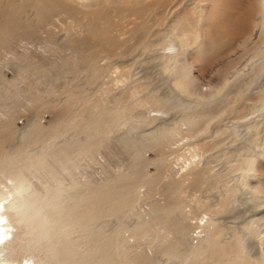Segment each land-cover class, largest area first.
Masks as SVG:
<instances>
[{
    "label": "bare ground",
    "instance_id": "bare-ground-1",
    "mask_svg": "<svg viewBox=\"0 0 264 264\" xmlns=\"http://www.w3.org/2000/svg\"><path fill=\"white\" fill-rule=\"evenodd\" d=\"M43 1L45 0L41 2ZM62 1L71 11L76 13L78 10H83V15L86 16L87 13L95 15L103 8L101 5L112 6L114 3H118L123 7L129 8L134 3H142L145 0ZM158 1L161 6L166 3H168L166 5L169 6L170 3H172V0ZM199 1L202 0H189L191 4H196V2ZM175 9V7L174 10L172 9L173 11L171 14L176 11ZM256 9L258 16L255 18L254 26L255 30L257 29L258 36H261L263 42L259 44L261 40L257 39L251 43L249 42L251 39L248 40L247 36L246 41L244 40L243 43L248 46L250 45L251 53L249 60H247L244 65L245 68H235L231 78L229 77L230 74L227 72L229 75H227L221 83L213 84L204 92L196 89L195 78L191 73L190 66L184 61L186 50L180 38L186 34L177 30V27L180 26L181 23H177V25L171 24L167 29L155 27L158 26L155 24L158 23L160 14L165 8L157 12L156 18L151 24L150 31L153 33L148 32L149 35L138 39V42L132 44L130 47L128 46L121 50H102V48H96L90 51L97 46V39L88 37V35H84L83 32L74 34L66 42L58 46L59 54L53 61L59 63V65L65 62H70L71 64L73 61L83 62L84 65H86V70H82L81 74L86 78L91 77L95 79L100 74L104 77L107 76L110 71L111 73L115 72L116 75L114 78L110 79L115 80V89L109 86L104 89L100 88L102 90H100L98 95L94 98L89 95L82 99L81 103L82 106H84V110L85 104H87V115L84 126L89 134L87 136L88 140L84 145L81 146L80 144H76L78 141L73 142L75 143L74 145H76V147L73 148H75L74 151H77V154L84 152L90 159L96 161L95 154H99L103 148L105 149V146L108 148L109 142H112L117 144V146L108 148L110 155H116V147L125 151L128 150L127 152H130L131 158L129 167L136 171L138 167H147L151 163L150 161H145L143 158H140L142 151L151 148L158 155L170 143L169 136L177 135V133L187 138V143L190 147L189 151H191L190 158L184 157L185 163H188V165H186L188 166L186 172L176 177L174 176L177 172L176 174L169 173L167 181L165 182H160L161 177L159 172L151 181L147 180V182H145V187H147L146 190L149 192V195H147V204L149 208L147 211L145 210L146 214L149 216L147 219L141 218V214L138 215L134 213L137 218V221L134 222V226H129V224H121L120 226H118L119 224L114 225L115 228L111 231L115 232V237L109 238L107 234L106 236L99 237L93 234L89 237L91 242L100 240L101 244H106L103 245L104 254L109 250V246H107L109 243L116 242L119 246L126 247L131 245L130 242H138L140 238L142 239L146 236V238H148V245L150 244V247L151 245H153V247L160 246L161 251L155 255H148L142 248H139V250L135 251L127 260L128 264H158L160 258L167 261L177 260L182 263L187 261L189 264H264V253L261 251V245L263 243L262 238L254 240V243H250L252 245L248 244L250 237H256L257 231L259 230V223L264 220V207H262L264 205V187L260 188L257 184L258 177L262 175L264 171V161L258 157L259 155L257 153L252 154V150L255 146L259 147L261 145L258 143V139L261 138L264 140V132L261 134L259 133L261 131L256 130L258 128L256 126L258 122L255 120L249 121V119L245 120L244 118V120L237 119L230 121L231 125L229 123L228 125L222 123V120L225 118H228L227 121H229L227 115L224 117L229 111L233 112L235 115L246 113L245 108L247 104H250V107H255L253 105L256 104L259 109L262 108L261 110H264V36H262L264 35V0H257ZM165 17L166 15L161 19L164 18V22H167L168 18L165 19ZM92 25L95 26V23ZM153 26L155 28L152 29ZM49 45L53 46L52 44ZM86 51L89 52L87 53ZM29 53V51L24 52L25 58L27 60L34 58L33 63L41 67V63L49 59V56L42 51L38 53L39 55L37 56L33 54L30 56ZM67 53L70 55L65 57ZM102 59H107L108 62L106 61L104 65L99 64V61ZM127 60H132V62L123 64L125 61L127 62ZM119 61L125 66L121 67V65L118 64ZM148 63L152 65L148 67L145 66L144 72L142 71L143 73L140 72V74H138L139 71L135 70L138 67L137 65ZM152 66L157 67V69L152 70ZM111 68H114V70L112 71ZM41 73L42 71H40V74ZM166 77L168 78L166 81L168 86L171 85V92H176L175 97H169L164 91L158 92L159 87L155 83H158V80H163ZM155 80L157 81L153 83ZM112 84L114 85V83ZM149 84H151L152 87H149L150 89L147 90ZM167 84L165 87H167ZM0 95L2 94L0 93ZM183 95L191 96L190 98L192 99H185L182 97ZM230 95L233 96V100L231 101H229ZM255 95L262 97L261 103L252 104ZM75 99V97L72 99L71 103L73 105L76 102L74 101ZM89 104H91V107ZM5 106L6 103L0 102V111H2ZM150 112H156L157 114H149ZM169 114H172L171 117L175 116L172 117L173 122L180 127L175 126V128H171L167 125L158 126L155 131H151L152 133L150 134L148 133L149 135L146 133L147 136L144 135V138L141 137L143 140L140 139V141L133 139L130 132V136H125L123 134L125 136L123 137L122 135L123 138L120 137L121 135L119 136L117 134L113 136L108 135L110 130H114L113 134H115V130L125 124H128L129 131L135 129V133V131H137L136 128L140 126L146 127L148 124L151 125V123H155L158 119L162 120L164 116ZM76 118L77 117L73 118V120L78 123V118ZM233 119H235V116ZM3 122L12 133L16 134V129L13 128L9 116ZM107 125H110V127H107ZM183 125L184 127H181ZM75 126H77V124H75ZM235 127H245V129H243L245 132L241 136L240 145L233 147L230 151L224 148V150L227 151L224 152L223 155L228 165L225 164L224 168L212 171L215 165L213 166L211 164L216 159L213 148L218 147L221 142L220 139L214 140L215 136L227 133L228 131L230 132V128ZM79 129L76 128V130ZM148 131L150 130L148 129ZM42 132V127H37L35 125L32 131L29 130L24 133L23 136L26 138L25 143L37 140ZM75 134H77V132ZM240 134L238 133V135ZM135 135L137 136V133ZM74 137V140H76V136ZM66 143L68 144V142ZM70 148L72 147L70 146ZM262 149L260 153H264V148ZM61 150L64 152L62 155H65L69 149L65 144L60 151ZM44 153H48L47 150ZM163 155L165 156V154ZM27 157L28 156L24 153L20 152L13 157H11V154L10 157L5 155L3 158L0 155V172H3L6 167L17 160L22 161L21 166L26 168L41 161H36L31 158L26 159ZM161 157L158 158L160 159ZM158 158L153 161L156 167L159 162ZM194 158H197V160H194ZM105 163L102 169L103 175L100 180V185L97 184V180H93L92 184H87L85 191L86 195L83 196V198H79L80 192L77 190V185L75 183L72 185L74 187L73 192L69 193L70 196H66L64 188L60 187L58 183L55 185L57 179L50 182L51 188L49 186L47 188L49 192L48 195L40 193L35 185V189L29 187L27 178L21 174L20 170V172H15L14 175L5 177V179L9 181V184L1 179L0 237H2V239H0V264H50L51 262L46 259V257H48L46 254L44 255L43 253V256L33 253L20 255L18 254V248L26 244L25 246H30L28 248L36 252H41V250H43L50 255L54 254L57 251L55 247L58 246V244L61 245L62 243L65 246H72L73 238H67L68 233L71 235L72 232L78 229L88 226L91 227L95 220L103 215L100 212L105 214L106 211L107 214L108 211L113 213L116 211L120 212L121 209L126 206H129L131 209L129 194L132 192L135 183H138L139 180L123 182L122 180H124L125 177L111 169L114 165L111 162ZM199 163L201 165L198 167ZM74 164H76L75 161L73 162V165ZM183 165H181L179 169L185 167ZM19 166L17 165V167ZM75 166L76 165H74V168ZM78 167L80 166L78 165ZM172 167V165L169 166L170 171H173ZM195 169L196 171L193 172ZM255 170L258 171V173L255 177L250 178L249 171ZM227 176H229V181H231L229 184ZM101 181H103L102 184ZM201 183L216 184L221 187L222 194L219 196V199L211 202L204 201L203 198L201 199L198 197L187 199L185 195H183L186 192L190 193L191 190L195 189V187ZM154 192L155 194L163 195L164 202L162 204L159 203L161 200L159 197L161 196L154 199ZM111 195L112 198L110 200L109 197ZM67 197L70 198L68 199ZM248 202H251L246 209L247 213L249 212L250 214V220H246L247 222L242 225L241 232L239 229H235V227L231 228L230 226L228 229L229 240H221L219 238L222 233L220 227L224 225L218 222L220 225L218 224L215 226L220 214L224 212L232 214L233 210H239V206L242 207V205ZM104 203H108L106 207L99 206ZM185 206L202 208V210L204 208L208 215L206 220L202 224L199 222L191 223L186 221L189 217L187 218L185 214ZM261 207L262 210L259 209ZM81 217H85V220L81 219V222H79ZM92 218H94V220H92ZM249 222L256 224L255 227H252L253 224L248 225ZM239 224H241V222ZM210 226H213L215 230H209ZM198 228L199 230L195 231ZM244 230L248 231V238L243 237L242 233ZM192 233H194V236ZM24 238L25 243H22ZM145 239L142 241H145ZM193 239H197L196 242L193 243ZM41 246L44 247L41 248ZM106 258L105 256L102 260Z\"/></svg>",
    "mask_w": 264,
    "mask_h": 264
},
{
    "label": "rangeland",
    "instance_id": "rangeland-1",
    "mask_svg": "<svg viewBox=\"0 0 264 264\" xmlns=\"http://www.w3.org/2000/svg\"><path fill=\"white\" fill-rule=\"evenodd\" d=\"M41 1L42 0H0V93L2 94L0 95V102L6 103L5 108L0 111V155L3 158L5 155L10 157L11 154V157H13L20 152L28 156L26 159L41 160L28 168L22 167V161L17 160L6 167L3 172H0V180L2 179V181L9 184V181L5 179V177L21 171V174L27 178L29 187L35 189L36 186L40 193L48 195L49 192L47 188L48 186L51 188L50 182L57 179L55 185L58 183L60 187L64 188L66 196L73 192L74 187L72 185L75 183L77 185V190L80 192L79 198H83V196L86 195V185L92 184L93 180H97V184L100 185V180L103 175V165L105 162H111L114 165L111 169L125 177L124 180H122L123 182L139 181L135 183L132 192L129 194L131 209L129 206H126L122 208L120 212L116 211L113 213L108 211V214L107 211L106 214L100 212L103 215L96 219L91 227L88 226L78 229L72 232L71 235L68 233V237L66 235L67 238H73L72 246H65L62 243L61 245L58 244V246L55 247L57 251L50 255L43 250H41V252H36L28 248L30 246H25V244L20 247L22 249L18 248V254L27 255L33 253L43 256L44 253V255L46 254L48 256L46 259L51 262L50 264H128L127 260L135 251L139 250V248H142L148 255L158 254L161 251L160 246L153 247V245H151L150 247V244L148 245L147 243L148 238H146V236L142 239L140 238L138 242H130L131 245L126 247H121L116 242L109 243L107 244L109 250L106 254H104L105 252L103 251V245L106 244H101L100 240L91 242L89 237L93 234L98 237L106 236V234L109 238L115 237V232L111 231L115 228V224H119L118 226L121 224L134 226V222L137 221L135 214H141L140 217L144 219L149 217L145 212V210L147 211L149 208L147 204V195H149V192L146 190L147 187H145V182H147V180L151 181L159 172L161 177L160 182H165L167 181L169 173L176 174L177 172L174 176L176 177L188 170V166H186L188 163L186 162V164L184 161V157L190 158L191 155L187 138L179 133L169 136L170 143L158 155L151 148L142 151L140 158H143L145 161H150L151 163L147 167H138L136 171L129 167L131 158L130 152H127L128 150L125 151L116 147V155H110L108 148L117 146V144L112 142H109L108 148L105 146V149L103 148L101 150L102 153L99 152V154H95L96 161L90 159L84 152L77 154V151H74L75 148L73 147H76V145H74L75 143L73 142L78 141L76 144L82 146L88 140L87 136L89 134L84 126L87 115V104H85L84 110V106H82L81 103L82 99L89 95L94 98L98 95L100 90L108 86L115 89V80L110 79L114 78L116 75L115 72L111 73L110 71L108 75L104 77L100 74L95 79L91 77L86 78L81 74L82 70H86V65H84L83 62L73 61L72 64L70 62H65L59 65V63L53 61L59 54L58 46L66 42L74 34L83 32L84 35L97 39V46L90 51L96 48H102V50H121L128 46L130 47L132 44L137 43L138 39L149 35L148 32L153 33L150 31L151 24L156 18L157 12L165 8L160 14L158 23L155 24L158 26H154L160 29H167L171 24L177 25V23H181V25L177 27V30L186 34L183 36L184 38H180L186 50L184 61L190 66L191 73L195 78L196 89L204 92L213 84L221 83L227 75L230 74L229 77L231 78L235 68H245L244 65L247 60H249L251 53L250 45L248 46L243 43L244 40L246 41L247 36L248 40L251 39L249 40L251 43L257 39L261 40L259 44L263 42L261 36H258L257 29L255 30L254 26L255 18L258 16V12H256L257 0H202L196 2V4H191L189 0H172V3L169 5L170 7L166 5L168 3L161 6L158 0H145L142 3H134L129 8L123 7L118 3H114L112 6L101 5L103 8L95 15L87 13L86 16L83 15V10H78L76 13L71 11L62 0ZM174 7L176 11L171 14ZM164 15H166L165 19L168 18L169 21L167 20V22H164V18L161 19ZM93 23H95V26L92 25ZM154 26L152 29L155 28ZM26 51L30 52V56H32V54L37 56L39 55L38 53L42 51L49 56V59L41 63V67L33 63L34 58L30 60L25 58L24 52ZM86 52L88 53L89 51ZM69 55L70 54L67 53L65 57ZM106 61L108 62L107 59H102L99 61V64L104 65ZM131 62L132 60H127V62L125 61L123 64H129ZM121 63L120 61L118 62L121 67L125 66ZM151 65V63L137 65L138 67L135 70L139 71L138 74H140V72H144L145 66L148 67ZM153 69L156 70L157 67L152 66V70ZM111 70L113 71L114 68H111ZM40 71H42L41 74ZM167 80L168 78L166 77L163 80H158V83L156 82L157 80L153 81V83L156 82L155 84L159 87L158 92L164 91L169 97H175L176 92H171L170 89L172 88L170 84V86H168ZM112 83H114L115 86ZM166 84L167 87H165ZM149 87L151 88L152 85L149 84L147 90L150 89ZM74 97L76 98L74 100L76 102L73 105L71 102ZM182 97L185 99H192L190 98L191 96L183 95ZM231 100H233L232 95L229 96V101ZM261 102L262 97L255 95L252 104ZM89 105L91 107V104ZM250 106V104H247L245 108L246 113H239L238 115L229 111V113L224 115V117L226 115L229 117V121H227L228 118H225L222 120V123L228 125L232 120H244V118L245 120L249 119V121L255 120L258 122L256 125L258 128L256 130L261 131L259 133L263 134L264 110H261L262 108L259 109L256 104L253 105L255 107ZM149 114L157 113L150 112ZM171 115L172 114L164 116L162 120L158 119L155 123L153 122L151 125L148 124L149 126H140L136 128L137 131H135V133V129L129 131L128 124H125L117 128L115 134H113L114 130H110L108 135L113 136L117 134L119 136L121 135L120 137L123 138L126 135L130 136L132 134L131 136L133 139L140 141V139L143 140L146 133L149 135L155 131L158 126L167 125L171 128H175V126L180 127L173 122L172 117L175 116L171 117ZM8 116L11 119L13 128L16 129V134L12 133L3 122ZM234 116L235 119H233ZM75 117L78 118V123L74 122L73 118ZM75 124H77V126H75ZM35 125L37 127H42V134L38 136L37 140L25 143L26 138L23 136L24 133L29 130L32 131ZM75 127L77 129L80 127V129L76 130ZM107 127H110V125H107ZM149 127L154 130H151ZM181 127H184V125ZM148 129L150 131H148ZM230 129V132L222 133L214 138V140L220 139L221 142L218 146L220 148H213L216 159L211 164L213 166L215 165L212 171L224 168L225 164L228 165L223 153L228 149L230 151L233 147L240 145L241 136L245 132L243 131L245 127ZM76 132L79 136L75 134ZM237 132L241 134L238 135ZM136 133L137 136L135 135ZM74 136H76V140H74ZM64 141L68 142V144ZM64 143L69 150L65 155H62L64 152L62 150L60 151V149L65 146ZM258 143L261 145L259 147L255 146L256 149L254 148L252 150V154L257 153L259 155L258 157L264 161V153H260V151L263 150L262 148H264V140L259 138ZM70 146L72 148H70ZM224 148L227 150H224ZM46 150L48 153H44ZM163 154H165V156ZM158 157L161 158L159 159ZM156 158H158L159 161L157 167L153 163ZM194 160H197V158H194ZM74 161L76 162V164H74L76 165L75 168L73 165ZM17 165L19 167H17ZM78 165L80 167H78ZM168 165L173 166V171H170ZM181 165L185 167L179 169ZM200 165L199 163L198 167ZM194 171H196V169L193 170V172ZM249 172L250 178L255 177L258 173L256 170ZM229 180L230 178L227 176L228 184L231 183ZM102 182L103 181H101V184ZM257 184L260 188L264 187V171L263 174L258 177ZM221 194L222 188L216 184L201 183L197 185L195 189L191 190L190 193L186 192L183 195H185L187 199L198 197L201 199L203 198L204 201L214 202L216 199H219ZM154 195V199L161 196L159 197V199H161V202L159 201L160 204L164 202L163 195L155 194V192ZM67 198L69 199L70 197ZM109 198L111 200L112 195ZM108 203L100 204L99 206L106 207ZM250 204L251 202H248L242 205V207L239 206L238 209L241 211L235 208L237 211L233 210L232 214H229V212L220 214L221 218L219 217L215 226L218 224L220 225L218 222L224 225L220 227L222 233L219 238L221 240H229L228 229L230 226L231 228L235 227V229H239L240 232L242 231V225L250 220V214L246 211L247 206ZM262 207H264V205ZM262 207L259 209L262 210ZM193 208L194 207L185 206V214L187 218H190L186 221L191 223L199 222L202 224L208 216L206 214L207 211L204 208L203 210L202 208H194L193 210ZM81 219L85 220V217H81L79 222H81ZM92 220H94V218H92ZM239 221L241 224H239ZM249 224H253L252 227L256 225L252 222H249L248 225ZM198 230L199 228L195 231ZM209 230L213 231L215 229H213V226H210ZM245 231L246 230H244L242 235L248 238V231H246V233ZM192 234L194 236V233ZM223 234L227 235L224 236ZM259 238L263 240L261 251L264 253V220L259 223V230L257 231L256 237H250L248 244L252 245L250 243H254V240ZM143 239H145V241H142ZM196 240L197 239H193V243L196 242ZM22 243H25V238ZM43 247L44 246H41V248ZM105 256L107 258L102 260ZM160 263L189 264L187 261L182 263L177 260L167 261L162 258L158 261V264Z\"/></svg>",
    "mask_w": 264,
    "mask_h": 264
},
{
    "label": "snow or ice",
    "instance_id": "snow-or-ice-1",
    "mask_svg": "<svg viewBox=\"0 0 264 264\" xmlns=\"http://www.w3.org/2000/svg\"><path fill=\"white\" fill-rule=\"evenodd\" d=\"M0 239H2V237H0Z\"/></svg>",
    "mask_w": 264,
    "mask_h": 264
}]
</instances>
